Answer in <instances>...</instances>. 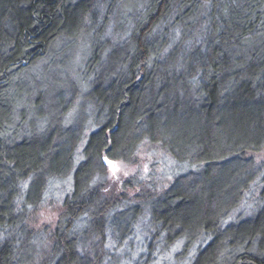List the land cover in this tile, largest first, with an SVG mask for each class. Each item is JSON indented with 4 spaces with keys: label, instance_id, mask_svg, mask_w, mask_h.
Listing matches in <instances>:
<instances>
[{
    "label": "trees",
    "instance_id": "1",
    "mask_svg": "<svg viewBox=\"0 0 264 264\" xmlns=\"http://www.w3.org/2000/svg\"><path fill=\"white\" fill-rule=\"evenodd\" d=\"M106 4L0 0V264H117L108 233L121 244L143 210L150 246L183 243L184 264H264V0H148L115 41ZM74 49L72 82L48 86ZM148 145L173 177L133 210L104 162ZM66 176L59 221L38 232L30 208Z\"/></svg>",
    "mask_w": 264,
    "mask_h": 264
},
{
    "label": "rangeland",
    "instance_id": "2",
    "mask_svg": "<svg viewBox=\"0 0 264 264\" xmlns=\"http://www.w3.org/2000/svg\"><path fill=\"white\" fill-rule=\"evenodd\" d=\"M106 3L108 5H104V12H106L105 8H108L111 0H106ZM147 3L148 0H115L113 11L110 12V15L114 14V16L106 24V30L104 28V39L115 41L127 37L146 12ZM191 21V25L186 27L191 31L199 30V20H197L196 26L194 25V19L188 22L190 23ZM64 56V69L62 72H50L52 67L47 69L46 75H52L47 77L46 80L48 86L51 85L50 87L60 83V80L61 83L64 82L67 85L72 82L74 78L72 76L74 74L73 61L76 60L78 63L82 53L78 49H74L72 51L69 50ZM47 65L45 62L44 66ZM62 73L66 75L64 76L67 78L66 82L62 80L64 79ZM66 89L68 90L64 97L67 98L68 102L71 99L74 100L73 91H70L69 87ZM75 118H78V115ZM257 157L263 158L264 152L258 153ZM262 160L257 159V164L261 163ZM104 164H106L108 194L114 196V198L124 194L125 198H127V204H130V208L134 210L133 205L135 203L140 205L147 196L155 192L160 193L159 188L167 187L171 184L173 177L171 174L174 172L175 160L162 148L148 145L140 150L136 164L107 158ZM168 178L171 180L165 181ZM72 184V177L66 176L55 179L45 185V189L41 191L38 201L30 208L28 222L35 227V230L43 232L45 228L50 231L56 226L59 221L58 218L64 210L65 195L73 188ZM244 209V207L240 208L241 212L238 211L234 218L241 213H245ZM149 217V213L143 210L138 216L137 222L135 223L133 220L132 225L129 226V237L119 245L118 240H115V236L113 237L111 232L108 233L107 244L110 251L115 254L114 262L117 264H184L185 261H182L183 259L180 257L183 243H174L168 248L164 247L165 244L150 246L152 238L149 230L146 229ZM111 260H113L112 257Z\"/></svg>",
    "mask_w": 264,
    "mask_h": 264
}]
</instances>
